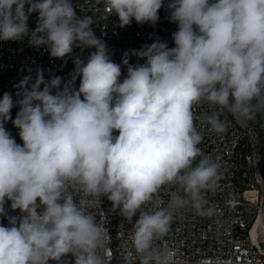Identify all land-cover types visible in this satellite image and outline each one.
<instances>
[{"label": "clouds", "instance_id": "9594fccd", "mask_svg": "<svg viewBox=\"0 0 264 264\" xmlns=\"http://www.w3.org/2000/svg\"><path fill=\"white\" fill-rule=\"evenodd\" d=\"M121 28L159 20L164 0H104ZM174 47L159 40L115 63L92 21L72 0H0V41H23L75 64L71 79H45L41 68L0 98V264H106L109 230L87 209L106 198L133 225L138 264H171L156 242L174 213L204 208L219 165L205 156L193 107L223 133L230 113L241 122L264 113V0H169ZM37 13V24L28 20ZM75 48L95 49L86 61ZM144 63L130 64L129 57ZM79 79V87L75 82ZM19 108L15 119L12 109ZM11 121L22 145L6 130ZM118 133V134H114ZM199 158V159H198ZM175 186L165 202L161 189ZM10 202L11 216L6 211ZM105 216V214H104ZM133 223V217H137Z\"/></svg>", "mask_w": 264, "mask_h": 264}, {"label": "built area", "instance_id": "2783aa9c", "mask_svg": "<svg viewBox=\"0 0 264 264\" xmlns=\"http://www.w3.org/2000/svg\"><path fill=\"white\" fill-rule=\"evenodd\" d=\"M78 16L87 17L97 35L107 44L112 60L121 64V81L127 74L122 64L125 52L139 50L156 40L174 47L172 33L177 25L168 19L165 6L159 10V20L155 25L137 24L121 28L118 17L109 13L104 0H72ZM37 13L29 16L28 27L34 29ZM95 49L75 48L72 57L86 61ZM130 64L144 63L143 59L129 57ZM44 71L45 79L60 76L65 81L71 79L75 64L72 58L67 62L53 58L43 47L30 46L27 38L23 41H0V98L5 92L18 99L17 85L30 73L35 78V69ZM79 87V79L75 82ZM18 106L12 109L15 119ZM194 123L203 140L199 145L202 153L219 165V179L213 189L203 193L204 208H211V215L198 214L191 207L174 213L168 234L156 242L162 250L172 253L171 264H264V155L261 151L262 134L256 123L241 122L226 111L221 114L226 124L223 133L209 130L205 115L216 109L207 103L193 107ZM18 144L22 145L19 130L11 121L5 125ZM118 134V133H114ZM199 159V158H198ZM175 186L161 189L160 196L167 203ZM9 215H19L12 211L10 202L6 206ZM112 205L106 198L96 201L90 211L99 222L107 224L110 242L106 247V264H138L139 257L131 244L133 225L124 220L118 211H110ZM105 214V216H104ZM137 217H133V223ZM0 223L8 226L7 217H0ZM50 264H56L50 261ZM65 264H74L71 256Z\"/></svg>", "mask_w": 264, "mask_h": 264}, {"label": "rangeland", "instance_id": "374dc122", "mask_svg": "<svg viewBox=\"0 0 264 264\" xmlns=\"http://www.w3.org/2000/svg\"><path fill=\"white\" fill-rule=\"evenodd\" d=\"M257 118H260L261 120L264 121V113H258V114L256 115L255 119H253V120L256 121ZM261 130H262V129H261ZM261 151H262V153H263V155H264V129L262 130V147H261Z\"/></svg>", "mask_w": 264, "mask_h": 264}, {"label": "trees", "instance_id": "16d2710c", "mask_svg": "<svg viewBox=\"0 0 264 264\" xmlns=\"http://www.w3.org/2000/svg\"><path fill=\"white\" fill-rule=\"evenodd\" d=\"M253 122L256 123L257 127L259 128L261 134H262V130L264 129V121L261 120L260 118H257V120H252ZM262 129V130H261Z\"/></svg>", "mask_w": 264, "mask_h": 264}]
</instances>
